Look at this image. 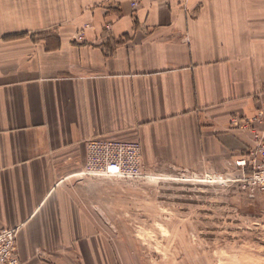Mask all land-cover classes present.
<instances>
[{"label":"crops","instance_id":"obj_1","mask_svg":"<svg viewBox=\"0 0 264 264\" xmlns=\"http://www.w3.org/2000/svg\"><path fill=\"white\" fill-rule=\"evenodd\" d=\"M258 110L264 0H0V228L24 264H114L76 177L86 143L237 179L253 142L230 121Z\"/></svg>","mask_w":264,"mask_h":264},{"label":"rangeland","instance_id":"obj_2","mask_svg":"<svg viewBox=\"0 0 264 264\" xmlns=\"http://www.w3.org/2000/svg\"><path fill=\"white\" fill-rule=\"evenodd\" d=\"M138 154L112 175L85 154L76 173L114 264H264V193L235 176L161 169L143 161L141 147Z\"/></svg>","mask_w":264,"mask_h":264},{"label":"built area","instance_id":"obj_3","mask_svg":"<svg viewBox=\"0 0 264 264\" xmlns=\"http://www.w3.org/2000/svg\"><path fill=\"white\" fill-rule=\"evenodd\" d=\"M138 1L130 0V3L136 6ZM74 40L82 42L83 35H76ZM230 123L232 127L248 132L253 142L242 157L235 161V166L240 170L236 180L264 193V111L258 110L252 117H233ZM139 148L136 142L91 140L86 143V158L94 169L111 175L118 174L126 168L122 165L124 161L137 164ZM16 238V227L0 228V264H24L17 250Z\"/></svg>","mask_w":264,"mask_h":264}]
</instances>
